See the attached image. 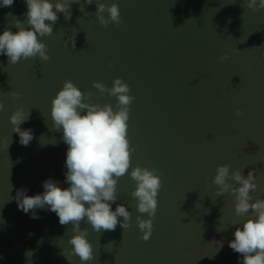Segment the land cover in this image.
I'll return each mask as SVG.
<instances>
[{
	"label": "water",
	"instance_id": "obj_1",
	"mask_svg": "<svg viewBox=\"0 0 264 264\" xmlns=\"http://www.w3.org/2000/svg\"><path fill=\"white\" fill-rule=\"evenodd\" d=\"M101 2L119 4V27L105 28L96 18L95 2L80 0L70 8L71 19L57 13L53 34L40 38L50 60L37 56L9 64L0 55L5 105L0 111V264H70L63 252L71 247L72 225L62 226L47 209H36L39 219H33L15 197L20 189L29 196L42 194L50 178L69 187L64 182L68 145L51 118L63 82L70 79L83 92L95 93L93 103L115 108L116 98L101 95L93 81L111 88L118 77L136 97L128 121L135 151L129 173L118 180L112 210L125 205L131 226L97 233L82 222L94 246L95 258L86 264H242V254L229 242L250 216H236L234 195L217 196L212 179L221 164L245 177L255 170L258 187L250 192L251 202L264 199V10L248 9L244 0ZM26 12L25 0L0 7V34L8 28L19 31L16 20L28 28ZM70 38L75 48L71 41L66 46ZM225 52L230 58L221 61ZM13 91L21 93L19 99L12 98ZM21 107L31 111L20 125L33 132L28 146L20 144L10 122ZM237 108L243 117L236 116ZM5 138L11 141L8 148ZM137 165L163 174L148 241L141 238L137 200L131 195L137 185L130 172ZM72 264H80L79 258L73 257Z\"/></svg>",
	"mask_w": 264,
	"mask_h": 264
},
{
	"label": "clouds",
	"instance_id": "obj_2",
	"mask_svg": "<svg viewBox=\"0 0 264 264\" xmlns=\"http://www.w3.org/2000/svg\"><path fill=\"white\" fill-rule=\"evenodd\" d=\"M94 2L97 7L96 18L105 28L110 24L119 27L123 23L118 3L113 2L108 6L101 0H86L89 5ZM25 3L26 23L29 27L25 28V22L16 20L15 27L19 31L14 33L8 28L0 34V55L7 56L9 64H17L22 59H35L37 56L42 61L50 60L48 46L40 38L53 34V26L59 19L57 13H63L65 19H71L70 8L74 3L80 4V0H25ZM13 4L14 0H0V7H11ZM244 7L257 12L264 10V0H244ZM80 10L84 11L83 4ZM105 12L108 13L107 17ZM69 41L75 48V39L66 40V46ZM229 58L230 54L225 52L219 59L226 61ZM109 67L114 65L109 63ZM93 87L101 95L107 93L115 97V108L110 103H93L91 98L95 93L83 92L70 79L63 82L62 89L52 101L54 130L62 129V139L68 145L64 182L69 187L61 188L58 181L50 178L43 182L42 194L29 196L26 189H20L15 197L18 207L26 214L31 212L33 219H39L36 209H47L56 213L62 226L72 225V235L68 240L71 247L65 248L63 252L70 264L73 257H78L80 264L95 258L94 246L88 239V228L82 229V222L99 233L102 230L114 231L118 224L125 230L131 226L132 220V213L125 205L117 204L113 211L112 204L118 200V180L129 173L132 153L135 151L128 136V121L136 97L131 94V86L122 77L116 78L111 88L100 81H93ZM10 95L13 99H19L21 93L13 91ZM4 108L3 101H0V111ZM244 115L243 110L236 109V116ZM30 116L31 111L26 112L21 107L10 117L12 131L19 135V142L23 146H28L34 138L31 129L20 127ZM10 143L5 138L6 148ZM230 169L229 164L217 166L216 175L212 179V184L218 186L216 195L231 192L236 201V216L250 218L242 227L236 228L235 239L229 242V247L242 254V264H264V199L256 198L255 202H251L253 197L250 195L258 187L255 183V170L249 171L245 177L241 170L233 172ZM162 175L155 167L139 165L130 172L137 185L131 195L137 200L136 208L140 215H137L136 223L143 233L141 238L144 241L150 239L154 230L158 194L163 187ZM143 214H147L148 218H143ZM26 255L31 256L32 252Z\"/></svg>",
	"mask_w": 264,
	"mask_h": 264
}]
</instances>
